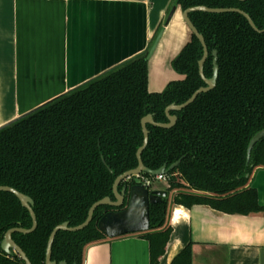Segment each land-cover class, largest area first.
<instances>
[{
    "label": "trees",
    "instance_id": "obj_1",
    "mask_svg": "<svg viewBox=\"0 0 264 264\" xmlns=\"http://www.w3.org/2000/svg\"><path fill=\"white\" fill-rule=\"evenodd\" d=\"M184 10L191 6L239 7L264 28V0H175ZM209 49L204 74H213V51L218 52L215 87L200 93L180 111L171 128L148 124L149 142L144 164L158 169L181 160L167 176L164 189L172 194L150 205V228L139 235L150 245V264H159L169 242L170 206L209 205L226 213L249 214L264 210L258 192L248 183L264 167V138L252 149V136L264 129V31H256L238 12L189 14ZM144 53L37 107L0 127V185H8L34 199L38 226L31 233L15 232L14 240L32 264H45L50 234L65 221L84 222L93 203L114 198L116 177L138 165L137 151L144 140L142 119L152 113L167 122L166 107L183 103L205 85L199 73L203 55L192 34L172 59L180 75L162 91L149 90V59ZM124 182L121 183L120 189ZM102 205L82 230H61L52 246V259L84 264L86 248L108 239L99 219L110 210ZM32 217L18 197L0 191V264H25L18 254L1 248L12 227L32 226ZM192 244L170 264H192Z\"/></svg>",
    "mask_w": 264,
    "mask_h": 264
},
{
    "label": "crops",
    "instance_id": "obj_2",
    "mask_svg": "<svg viewBox=\"0 0 264 264\" xmlns=\"http://www.w3.org/2000/svg\"><path fill=\"white\" fill-rule=\"evenodd\" d=\"M174 2L0 0V127L150 49ZM191 38L178 5L149 59L150 91L180 77L167 62ZM156 181L151 188H165ZM248 184L264 206V167ZM168 223L172 233L159 264H170L189 243L192 264H264V210L172 204ZM84 264H150L149 241L139 233L108 237L86 248Z\"/></svg>",
    "mask_w": 264,
    "mask_h": 264
},
{
    "label": "water",
    "instance_id": "obj_3",
    "mask_svg": "<svg viewBox=\"0 0 264 264\" xmlns=\"http://www.w3.org/2000/svg\"><path fill=\"white\" fill-rule=\"evenodd\" d=\"M243 1V0H242ZM178 5H174L168 14L164 26L161 28L160 32L158 33L152 47L148 53V59L151 58L153 55L159 40L163 34L165 26H167L176 11ZM194 11H202V12H209V13H221V12H238L244 15L250 25L259 32H263V29H259L255 22L253 21L252 17L249 13L245 12L239 7H209L207 5H196L191 6L183 10V18L191 29L192 34H194L201 42L203 46V55L199 60V73L202 79L205 82L204 86L198 88L194 93L183 103H176L173 102L169 104L166 109L165 113L168 118V122H158L154 119V115L152 113L147 114L142 119V128L144 133V140L142 145L139 147L137 151V158H138V165L137 167L127 170L124 173L118 175L113 184V193L114 198L111 196H106L91 206L88 216L84 222L78 224L76 226H70L68 221L58 224L52 230L47 250H46V259L45 264H68L66 260L56 261L52 259V246L55 240L57 233L61 230L67 231H77L82 230L86 226L90 224L93 219L94 211L96 208L102 205H109L111 207H121L126 203L124 209L121 210H110L106 212L98 221V227L101 231H103L108 237L114 238L118 236H122L128 233H140L146 232L150 228V205L155 203H160L165 200H169V191L167 189L161 188H151L148 185H145L138 179V176L145 175L148 177H157L161 175H168L171 171H173L180 163L181 160H177L176 162L172 163L171 165H167L165 163L158 169H151L147 167L142 159V152L146 148L149 142V129L147 127L148 124H152L155 126L163 127V128H171L173 127L178 117L176 114H172L171 111H180L189 104H191L200 93L207 92L213 89L217 83L218 72H219V65H218V52L217 50L213 51V74L211 77H207L204 74V63L209 55V49L205 41L204 35L199 32L197 27L192 22L189 14ZM29 113V112H28ZM25 115V114H24ZM15 120V119H14ZM8 124V123H7ZM6 125V124H5ZM2 127V126H1ZM264 138V129L259 130L256 132L248 145V159L250 158L252 149L254 146ZM122 188L120 189L121 183H123ZM0 191H8L13 193L18 197L22 205L28 209L31 217H32V226L30 228L25 227H12L5 232V235L1 241V248L4 252L8 254L16 253L19 257L25 262V264H32L31 260L27 256L26 252L23 248L14 240L13 234L15 232L20 233H31L35 231L38 226L37 216L34 211V199L19 191L18 189L8 186V185H0Z\"/></svg>",
    "mask_w": 264,
    "mask_h": 264
},
{
    "label": "built area",
    "instance_id": "obj_4",
    "mask_svg": "<svg viewBox=\"0 0 264 264\" xmlns=\"http://www.w3.org/2000/svg\"><path fill=\"white\" fill-rule=\"evenodd\" d=\"M167 176L168 175H161V176H157V177H148L145 175H141V176H138V179H140L141 182L144 183L145 185L152 187L154 181H156V180H162V181L165 180L166 181Z\"/></svg>",
    "mask_w": 264,
    "mask_h": 264
},
{
    "label": "rangeland",
    "instance_id": "obj_5",
    "mask_svg": "<svg viewBox=\"0 0 264 264\" xmlns=\"http://www.w3.org/2000/svg\"><path fill=\"white\" fill-rule=\"evenodd\" d=\"M171 63V61L169 62H167V66H168V64H170ZM160 66H161V64H160ZM170 66L172 67V65L170 64ZM166 69H168V68H166ZM155 185L156 186H160V187H162V188H164L165 186H166V184H164V183H162V182H160L159 180H157L156 182H155ZM164 185V186H163Z\"/></svg>",
    "mask_w": 264,
    "mask_h": 264
},
{
    "label": "flooded vegetation",
    "instance_id": "obj_6",
    "mask_svg": "<svg viewBox=\"0 0 264 264\" xmlns=\"http://www.w3.org/2000/svg\"><path fill=\"white\" fill-rule=\"evenodd\" d=\"M206 60H207V59H206ZM172 68H173V67H172ZM176 79H178V78H176ZM172 80H175V79H172ZM172 80H171V81H172ZM169 82H170V81H169ZM203 86H204V85H203ZM165 88H166V87H165ZM163 90H164V89H163ZM167 122H168V121H167ZM176 123H177V122H176ZM166 182H167V180H166Z\"/></svg>",
    "mask_w": 264,
    "mask_h": 264
}]
</instances>
